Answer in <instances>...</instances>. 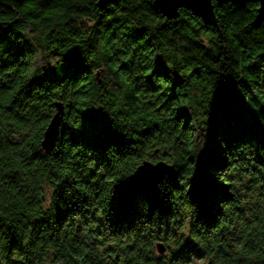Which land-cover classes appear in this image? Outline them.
Here are the masks:
<instances>
[{
  "label": "trees",
  "instance_id": "1",
  "mask_svg": "<svg viewBox=\"0 0 264 264\" xmlns=\"http://www.w3.org/2000/svg\"><path fill=\"white\" fill-rule=\"evenodd\" d=\"M212 3L0 0V264H264V16Z\"/></svg>",
  "mask_w": 264,
  "mask_h": 264
},
{
  "label": "water",
  "instance_id": "2",
  "mask_svg": "<svg viewBox=\"0 0 264 264\" xmlns=\"http://www.w3.org/2000/svg\"><path fill=\"white\" fill-rule=\"evenodd\" d=\"M112 0H96L97 7L105 6ZM156 7L161 11V13L168 17L174 18L179 14L178 9L180 7L190 8L193 12L201 17V19L212 23L214 28L221 31L218 27L214 13H213V0H153ZM218 1H232L236 4L243 5L246 1L253 0H218ZM258 2L257 11L259 15L264 16V0H254ZM55 112L53 113L50 121L48 122L41 139V147L43 151L49 152L52 150L54 143L56 141L60 123L64 114V105L61 101H54ZM173 171L172 165L158 160L156 162H151L149 160H143L140 164L136 166L134 171L129 177L135 188L139 193H145L156 186L162 178L166 175H170ZM158 253H162L165 250L163 242L158 241L156 243ZM56 264H64L62 262H57Z\"/></svg>",
  "mask_w": 264,
  "mask_h": 264
},
{
  "label": "clouds",
  "instance_id": "3",
  "mask_svg": "<svg viewBox=\"0 0 264 264\" xmlns=\"http://www.w3.org/2000/svg\"><path fill=\"white\" fill-rule=\"evenodd\" d=\"M90 23H91V21H90ZM5 35L7 37V34L6 33H5ZM3 44H4V51H5V53H7L8 51H10L9 50L10 48H9V38L8 37L6 38V40L3 41ZM5 49H8V50L6 51ZM65 69H66V64H65ZM68 71H71V68H69ZM161 71L162 72H167V69H163ZM254 113L256 114L257 119L259 120L261 126H264V110H261L260 112H254ZM96 115H97L98 119L101 122H103L104 124H106L108 126V128H110L112 131H114L118 136L121 135L120 132L117 129H115V128L112 127L111 122L108 120V117L103 112H98V113H96ZM84 116L82 117V123H81V125H80V127H79V129L77 131H79L81 129V126L84 124ZM217 140L219 142V145L222 147L223 146V142H225V141L222 140V139H220L219 137H217ZM166 177L169 179V176L168 175H166L164 178H166ZM171 177L173 178L172 171H171ZM159 185H160V183L157 185V188H159ZM193 206L196 207L197 210H198V206H197L196 203H193ZM20 259H22V257H20Z\"/></svg>",
  "mask_w": 264,
  "mask_h": 264
},
{
  "label": "rangeland",
  "instance_id": "4",
  "mask_svg": "<svg viewBox=\"0 0 264 264\" xmlns=\"http://www.w3.org/2000/svg\"><path fill=\"white\" fill-rule=\"evenodd\" d=\"M191 264H204L203 262L199 261V260H195V258H192V263Z\"/></svg>",
  "mask_w": 264,
  "mask_h": 264
}]
</instances>
